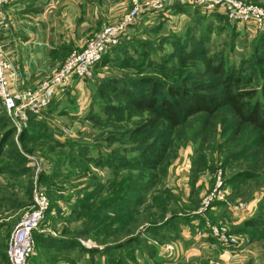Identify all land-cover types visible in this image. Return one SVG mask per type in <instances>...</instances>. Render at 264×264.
I'll list each match as a JSON object with an SVG mask.
<instances>
[{
    "label": "rangeland",
    "instance_id": "rangeland-1",
    "mask_svg": "<svg viewBox=\"0 0 264 264\" xmlns=\"http://www.w3.org/2000/svg\"><path fill=\"white\" fill-rule=\"evenodd\" d=\"M242 1L264 9V0ZM177 9L173 8V14L157 15L155 24L138 23L133 27L119 51L96 66L91 79L83 80L85 85L79 89L81 91H76L77 95L64 94L65 100L56 97L48 108L33 117L31 126L28 123L20 131L16 129L0 103V246L3 247L0 249V264H8L5 252L10 236L24 215L33 209L36 191L47 199L49 209L36 233L38 242L36 239L33 264L35 261L36 264H109L105 252L93 256L90 253L124 242L127 245L125 251L128 250L127 255L123 251L125 264H166L167 260H174L171 259L174 255L176 264H264V154L256 160L259 166L253 170L254 177L237 189L231 190L227 186L231 201L256 202L250 217H256L255 230L251 224L245 232L239 233L230 221L226 222L227 212L231 218L234 214L224 205L216 207H220L214 210L217 215L213 216L209 211L205 216V221L224 224L231 234L240 237L236 254H227V248L210 238H205L211 240H208V245L202 243V238L194 241L197 246L201 244L198 252L189 251L187 247H183L186 250L183 252L179 246V252L176 250V240L181 238L182 228L189 222L188 216L205 222L195 211L214 188L219 174L226 182L233 173H242L247 169L242 167L238 172L232 170L225 173L222 159L227 152L216 148L217 143L222 147L228 145L220 127L219 134L207 138V147L202 148L208 158H216V171L200 174L196 181L191 176L192 160L198 157L196 151L202 141V124L196 118H191L175 130L170 140L176 145L178 154L173 158L168 152L166 159L169 164L163 163L154 172L107 163L110 156L116 159L117 155H124L125 149L133 148L137 142L131 138L133 124H113L110 112L106 110L107 104L117 102L112 88H107L113 81L115 83L111 87H127L134 91L131 83L155 76L154 69L160 65L181 68L183 55L190 53L192 59L187 61L188 67H183L182 78L158 74L156 77L165 82L171 80L191 85L189 79L202 75L203 79L212 82L215 79L212 68L225 64L227 74L247 79L249 83L246 88L233 90V94L238 91L255 93L252 102L256 98L262 100L264 96V29H248L247 25L236 29L217 19L215 14L201 13L191 7L181 8L175 14ZM233 69H239V73L233 72ZM221 117L230 119V109H222ZM128 133L130 136H126ZM246 137L236 138L237 146L231 149L233 153L243 151L239 147L247 141ZM81 154L88 159L93 158L97 164L88 160L70 163ZM79 164H84V168H79ZM130 173L134 178H144L143 183L137 182L141 191L138 195L142 198L139 222L133 224L130 231L118 236H109L107 230L102 231L105 226L95 232L93 229L97 227V222H91V216L86 218L78 203L85 197L92 198L87 196L88 191L92 192L98 186L104 192L100 197H110L119 185L128 191L134 185L126 180ZM143 186L147 187L141 189ZM157 191L166 192V207H162L161 203L157 208L158 200L154 198ZM129 194V191L126 192V195ZM108 211L113 212L112 209ZM167 211L170 215L176 214L170 224H167L170 218H166ZM104 215L99 214L101 219ZM3 218L9 219L2 220V223ZM98 223L105 225L109 222L101 220ZM252 229V237H248L246 231ZM58 239H76L84 249L75 247L71 242L57 243ZM52 240L56 241V246H44ZM168 245L174 250L168 251ZM66 246H70V250L67 251Z\"/></svg>",
    "mask_w": 264,
    "mask_h": 264
},
{
    "label": "trees",
    "instance_id": "trees-1",
    "mask_svg": "<svg viewBox=\"0 0 264 264\" xmlns=\"http://www.w3.org/2000/svg\"><path fill=\"white\" fill-rule=\"evenodd\" d=\"M175 8H178L175 13H179V9L184 7ZM214 16L229 24L225 16L219 14H215ZM122 44L114 47L109 53L104 55L101 63H105V60L112 53L119 51ZM191 59V54L186 53L181 59V68H170L160 65L154 69V72L156 75L174 76L180 79L184 72L183 67H188L187 61ZM212 70L215 78L212 82L209 79H203L202 75H198L194 79H189L191 80V85H183L171 80L165 82L163 81L164 79L158 78L156 75L150 78H141L139 81L131 83L134 91H130L127 87H111L115 81L109 83L107 88H112L114 99L117 101L106 105V110L110 112L108 114L112 117L111 121L113 124H120L122 122L132 123L134 127L131 130V138H135L137 142L135 143L136 145H131L133 148L125 149L124 155H117L116 159L110 156L107 163L114 162L117 165L120 163L122 166H127L128 168L138 167L154 172L163 163L169 164L166 159L168 152H171L172 157L176 158L178 154L177 147L170 140L175 130L188 123L191 118H196L202 124L200 129L202 141L196 151L198 157L192 160L191 176L196 178L195 181L200 174L206 172L215 173L216 171V158H208V155L202 148L207 147V138H212L213 135L219 134L218 127L222 129L220 133L226 137V144H228L225 147H222L219 143L216 144V148L226 150L227 152V155L222 159L225 173L232 172V170H237L238 172L242 167L247 168L242 173H233L230 179H227L225 182L226 186L232 188L231 190L237 189L251 177H254L255 173L253 170H256L259 166L256 160L261 154H264L262 153L264 152V96L262 100L256 98L252 102L255 93L252 95L246 91H238L233 94V90L246 88V85L249 84L248 80L227 74L228 67L225 64H218ZM234 71L239 73V69H233ZM224 108L230 109V119H223L221 117V110ZM34 116L32 115L29 119L30 126ZM216 119L217 121H215ZM129 133L126 136H130ZM244 135H247L246 138L248 139L239 147L243 151L241 153H233L231 149L237 146L235 145L236 138ZM259 148H261V151H259ZM247 151L249 153L245 155ZM76 160L81 162L88 160L93 162V164H97L93 158L88 159L82 154L70 163L73 164ZM79 165V168H84V164ZM143 179L141 176L134 178L131 173L128 175L126 180L134 183L132 187H129V195H126L128 191H125L124 187H120V185L113 195L110 197L108 195V198L107 196L100 197L104 192L100 191L99 186L92 192L88 191L87 196L90 195L92 198L84 196L85 198L81 200V203H78V207L86 218L91 216V222H97V227L93 229L95 232L105 226L102 231L107 230L109 236H118L123 232L130 231L133 228V224L139 222L141 214L139 208L141 207L142 198L138 195V192L141 191L140 185H137V182L143 183ZM149 182H152V179H149ZM146 187L143 186L141 189ZM165 193L164 191H157V195L154 197L155 200H158L157 208L161 203H163L162 207L167 206L166 203L168 201L166 202L165 200ZM102 198L107 199L102 200ZM216 205L222 204L216 203ZM102 209L104 210L102 211ZM109 209H112L113 212H109ZM101 213L105 214L104 219L100 218L99 214ZM108 213L112 215H108ZM165 215L167 216L166 218L170 217L167 224L173 222V219L176 217V214L170 215V211H167ZM188 218H191V216H188ZM101 220H106L109 223L100 225L98 222ZM255 220L256 217H253L243 222L240 226L236 227L237 231L239 233L245 232L251 224V228L255 230ZM254 230L246 231V235L252 237ZM36 233L37 231L34 237L35 241L37 239L38 242V234ZM56 241L57 243L71 242V244H75V247L84 249V246L76 239H63L61 241L58 239ZM56 241L46 242L44 246L53 248L56 246ZM125 244V242L117 245L113 244L115 246L111 248L93 250L90 254L93 256L105 252L104 255L109 264H125V254L127 255L128 253V250L125 251L127 246ZM66 247L67 251L70 250V246ZM123 251H125V254Z\"/></svg>",
    "mask_w": 264,
    "mask_h": 264
},
{
    "label": "built area",
    "instance_id": "built-area-1",
    "mask_svg": "<svg viewBox=\"0 0 264 264\" xmlns=\"http://www.w3.org/2000/svg\"><path fill=\"white\" fill-rule=\"evenodd\" d=\"M14 0H0V7L11 4ZM174 7H191L205 14L225 16L233 27L239 25L253 26L264 29L263 7L242 0H132L131 9L119 21L106 24L86 42L81 51L72 52L65 63L49 79L43 81L33 90L12 94L10 84L17 73L0 44V103L9 116L12 124L19 131L27 127L32 115L41 114L61 93L70 86L73 79L88 80L93 77L94 69L101 63L104 55L124 42L131 29L140 24L145 16L168 13ZM228 187L219 174L212 191L203 199L201 207L195 211L205 221V216L216 203L231 209L235 214L252 213V204L231 201ZM49 209V202L38 191L34 194L33 209L18 223L12 232L8 245V264H31L36 253L34 234L40 229L41 223ZM204 227L197 224V236L214 239L229 250L240 247V237L231 234L224 224H212L206 219ZM168 251L174 248L166 247Z\"/></svg>",
    "mask_w": 264,
    "mask_h": 264
},
{
    "label": "crops",
    "instance_id": "crops-1",
    "mask_svg": "<svg viewBox=\"0 0 264 264\" xmlns=\"http://www.w3.org/2000/svg\"><path fill=\"white\" fill-rule=\"evenodd\" d=\"M131 7L132 0H14L11 4L0 7V44L12 63L13 72L18 74L12 78L11 93L14 95L37 88L56 73L71 52L82 50L89 38L106 24L122 19ZM173 11L171 9L169 12L173 14ZM158 16H145L140 20V24H155ZM239 27L243 28L241 25L235 28ZM247 28L256 27L250 24ZM83 85L85 81L73 79L65 93H61L57 98L65 100L64 94L77 95L76 91H81L79 89ZM255 205L256 202H252L250 216L247 213L235 214L228 208L235 218H231L227 212L226 222L230 221L235 227L240 226L251 219ZM217 206L211 210L213 216L218 214L214 211L220 208H216ZM9 218H3L1 221H7ZM197 224L202 226L203 221L197 220V217L189 218L188 224L182 228L181 238L176 240L177 247L182 250L187 247L189 251L199 248L201 244H194L195 240L199 241L201 238L197 236ZM208 240L210 239L202 238V243L208 245ZM179 247L176 248L177 251ZM2 248L0 246V249ZM230 252L236 254L237 249L226 250L227 254ZM5 253L7 254V249ZM175 258L176 255L171 259L176 260ZM174 260H167L166 264H176L177 261Z\"/></svg>",
    "mask_w": 264,
    "mask_h": 264
}]
</instances>
